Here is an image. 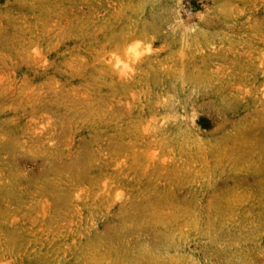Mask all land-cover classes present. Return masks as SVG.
Returning a JSON list of instances; mask_svg holds the SVG:
<instances>
[{
    "label": "rangeland",
    "instance_id": "374dc122",
    "mask_svg": "<svg viewBox=\"0 0 264 264\" xmlns=\"http://www.w3.org/2000/svg\"><path fill=\"white\" fill-rule=\"evenodd\" d=\"M0 264H264V0H0Z\"/></svg>",
    "mask_w": 264,
    "mask_h": 264
}]
</instances>
